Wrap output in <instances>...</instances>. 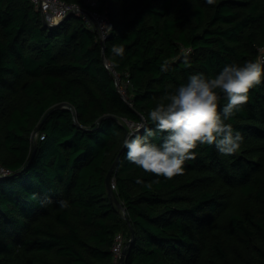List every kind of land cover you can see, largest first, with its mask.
Masks as SVG:
<instances>
[{
    "label": "trees",
    "instance_id": "16d2710c",
    "mask_svg": "<svg viewBox=\"0 0 264 264\" xmlns=\"http://www.w3.org/2000/svg\"><path fill=\"white\" fill-rule=\"evenodd\" d=\"M96 9L112 29L102 42L74 12L44 25L29 0H0V164L11 171L0 178V264H112L127 221L134 233L122 264H264V79L225 121L243 137L232 155L199 145L166 180L129 162L123 146L144 127L162 142L148 112L190 75L258 59L264 0H98ZM102 55L128 74L124 96ZM116 156L125 217L104 183Z\"/></svg>",
    "mask_w": 264,
    "mask_h": 264
},
{
    "label": "clouds",
    "instance_id": "9594fccd",
    "mask_svg": "<svg viewBox=\"0 0 264 264\" xmlns=\"http://www.w3.org/2000/svg\"><path fill=\"white\" fill-rule=\"evenodd\" d=\"M206 2L212 5L215 0ZM107 30L112 31L110 27ZM111 52L123 57L125 49L123 45H113ZM160 69L167 72L169 61L164 60ZM262 79L264 60L260 59L246 61L243 65H226L214 77H206L203 73L190 75L185 84L166 93L148 112V120L156 132L165 133L162 142H150L148 137L154 135L152 129L141 125L145 136L139 135L137 129L123 141L126 159L146 173L171 180L184 173L185 162L195 159L194 150L199 145H215L218 153L224 156L236 153L243 137L225 121L248 103L250 90L260 85ZM222 97L227 103L221 110ZM136 182L143 183L139 178ZM155 182L159 183V179ZM50 202V198H46L41 203ZM57 203L62 209L68 207L65 200Z\"/></svg>",
    "mask_w": 264,
    "mask_h": 264
},
{
    "label": "built area",
    "instance_id": "2783aa9c",
    "mask_svg": "<svg viewBox=\"0 0 264 264\" xmlns=\"http://www.w3.org/2000/svg\"><path fill=\"white\" fill-rule=\"evenodd\" d=\"M35 10H38L40 14V18H42L45 23L48 25L57 24L61 21L64 16L69 12H74L77 15H80L85 23L89 26L93 27L96 31L97 38L100 42L105 38V34L108 31L107 29L110 27V22L107 18L106 12L103 10H97L96 6L98 0H84L86 7L80 8L78 5L69 4L64 2L63 0H29ZM185 53L189 51L188 48H182ZM263 51V50H262ZM260 52L258 59L264 60V52ZM102 64L104 68L110 73L113 78L115 88L117 92L124 96L128 87H131V81L128 77L127 73H119L112 64L102 56ZM130 126L133 124L130 122ZM43 138V134L34 133L32 136L33 140L36 138ZM11 174L10 169L4 167V165L0 164V178ZM127 239L125 235L121 232H116L113 236V240L111 243V252H112V264H118L119 256L121 249L123 248L124 242Z\"/></svg>",
    "mask_w": 264,
    "mask_h": 264
},
{
    "label": "water",
    "instance_id": "95a60500",
    "mask_svg": "<svg viewBox=\"0 0 264 264\" xmlns=\"http://www.w3.org/2000/svg\"><path fill=\"white\" fill-rule=\"evenodd\" d=\"M69 16V13L66 14L64 16L63 19H66L67 17ZM41 21L43 22L44 25H48L47 23H45V21L42 20L41 18ZM103 56V55H102ZM60 104L58 105H55L53 106L51 109H49L44 117L46 116L47 113H49V111H51L53 108H57L59 107ZM40 124V123H39ZM34 143V141H33ZM34 149V144L32 145V151ZM117 162V156L114 158V160L112 161V163L109 165V168L104 176V183H105V189H106V193H107V196L109 197V200L118 208L120 209V211L122 212V214L124 215L125 217V210L123 208V206L121 205V203L118 201L119 199L116 198L115 196V193L113 191V182H112V171L114 169V166H116ZM20 172V171H19ZM128 223V226H129V231H130V235H129V238L124 242V245H123V248L121 249V252H120V256H119V260H118V264H122L123 263V260H124V257H125V254H126V249L127 247L129 246V244L132 242V239H133V228L132 226L130 225L129 221H127Z\"/></svg>",
    "mask_w": 264,
    "mask_h": 264
},
{
    "label": "rangeland",
    "instance_id": "374dc122",
    "mask_svg": "<svg viewBox=\"0 0 264 264\" xmlns=\"http://www.w3.org/2000/svg\"><path fill=\"white\" fill-rule=\"evenodd\" d=\"M43 23V22H42ZM264 50V49H263ZM129 126H130V124H129Z\"/></svg>",
    "mask_w": 264,
    "mask_h": 264
}]
</instances>
